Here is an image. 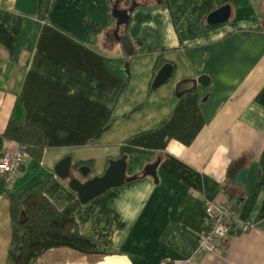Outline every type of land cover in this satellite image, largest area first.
Here are the masks:
<instances>
[{"label":"crops","instance_id":"0c3cea01","mask_svg":"<svg viewBox=\"0 0 264 264\" xmlns=\"http://www.w3.org/2000/svg\"><path fill=\"white\" fill-rule=\"evenodd\" d=\"M136 2L122 32L128 56L112 36L113 0H0V135L12 121L45 142L41 160L26 159L8 192L50 177L44 195L64 210L78 198L55 175L57 163L90 162L85 177L72 171L84 183L123 157L126 178H138L75 213L79 233L113 255L77 258L264 264V1ZM225 6L228 21L209 25ZM159 57L174 72L149 92ZM201 77L204 86L189 82ZM154 164L155 180L141 176ZM223 196L250 228L192 260L203 201ZM10 237L9 202L0 197V264Z\"/></svg>","mask_w":264,"mask_h":264},{"label":"trees","instance_id":"16d2710c","mask_svg":"<svg viewBox=\"0 0 264 264\" xmlns=\"http://www.w3.org/2000/svg\"><path fill=\"white\" fill-rule=\"evenodd\" d=\"M116 1L113 0L112 10ZM123 2L119 3L120 9H126ZM112 19L115 28L112 31L114 37L116 21L113 16ZM123 30L125 28L120 27L118 36H126L122 33ZM165 64L167 63L159 57L155 68H161ZM152 90L154 89L151 85L149 92ZM7 143H16L22 146L27 159L37 162L41 160L45 146L41 134L29 126L15 124L12 121H9L4 133L0 135V152L6 148ZM90 164V162L78 163L72 165L71 170L78 172L79 169L90 166ZM144 175L143 172L141 176ZM133 178L137 179L138 176ZM49 181L50 177H44L20 194L14 195L8 192L3 179L0 178V197H6L9 202L11 227L5 264H37L39 259L47 252L61 249L70 250L81 256L104 257L113 255L110 251L100 247L91 238L82 236L79 233L75 219V213L81 206L78 200L64 210L56 209L49 202L44 195V190ZM230 182L232 183V179ZM227 197L232 201L230 196Z\"/></svg>","mask_w":264,"mask_h":264},{"label":"water","instance_id":"95a60500","mask_svg":"<svg viewBox=\"0 0 264 264\" xmlns=\"http://www.w3.org/2000/svg\"><path fill=\"white\" fill-rule=\"evenodd\" d=\"M125 0H117L114 8L112 10V16L115 19L116 30L114 32V37L116 41L121 45L122 49L128 56H132L133 48L126 36H118V31L120 27L126 29L131 13L138 7V4L135 1H132L130 7L126 9H120L119 3ZM264 1V0H263ZM230 16L229 8L227 6L218 9L217 11L211 13L207 17V23L209 25L222 24L228 21ZM262 30L264 31V6H263V20H262ZM174 72V66L170 63L163 65L159 71L156 73L153 82L152 88L157 89L158 87L167 83ZM205 77H201L197 80H190L189 82L195 86L199 84L204 86ZM184 83L187 81H183ZM71 160L65 158L61 160L54 168V173L57 177L61 179H69L68 186L69 188L77 194L78 201L80 204H87L96 197L104 194L106 191L112 188L120 187L126 182L135 180V178H126V164L125 159L122 157L117 160L109 161L108 167L105 172L99 176L94 177L91 180H88L84 183L80 182L78 179L73 177V172L71 170ZM155 169L156 164L150 165L145 168L144 174L152 177L155 180ZM88 170L86 168L79 169L78 173L83 177L87 175Z\"/></svg>","mask_w":264,"mask_h":264},{"label":"built area","instance_id":"2783aa9c","mask_svg":"<svg viewBox=\"0 0 264 264\" xmlns=\"http://www.w3.org/2000/svg\"><path fill=\"white\" fill-rule=\"evenodd\" d=\"M27 155L22 146L16 143L9 145L0 152V178L8 188L21 172V167ZM235 203L227 196L220 201H203L201 230L197 245L191 259H197L203 254L212 253L235 229L248 230L250 225L240 224L235 218Z\"/></svg>","mask_w":264,"mask_h":264},{"label":"rangeland","instance_id":"374dc122","mask_svg":"<svg viewBox=\"0 0 264 264\" xmlns=\"http://www.w3.org/2000/svg\"><path fill=\"white\" fill-rule=\"evenodd\" d=\"M139 1V0H136ZM125 8H128V4L125 3L123 5ZM61 251H66L62 253ZM69 252V254H65ZM77 254L73 253L72 251L68 250H53L47 252L45 255L42 256L41 259L37 262V264H94L91 263V260L84 259V258H77ZM99 261L100 259H95ZM111 258H106L103 262H109ZM96 261V262H97ZM102 263V262H101ZM100 264V263H99Z\"/></svg>","mask_w":264,"mask_h":264},{"label":"bare ground","instance_id":"6f19581e","mask_svg":"<svg viewBox=\"0 0 264 264\" xmlns=\"http://www.w3.org/2000/svg\"><path fill=\"white\" fill-rule=\"evenodd\" d=\"M100 264H124V263H120L119 261H116L114 258L111 259L109 262H102Z\"/></svg>","mask_w":264,"mask_h":264},{"label":"flooded vegetation","instance_id":"af4514ba","mask_svg":"<svg viewBox=\"0 0 264 264\" xmlns=\"http://www.w3.org/2000/svg\"><path fill=\"white\" fill-rule=\"evenodd\" d=\"M132 1H135V2H136V0H125V1L123 2V4L127 3V4L129 5L128 7H130Z\"/></svg>","mask_w":264,"mask_h":264}]
</instances>
